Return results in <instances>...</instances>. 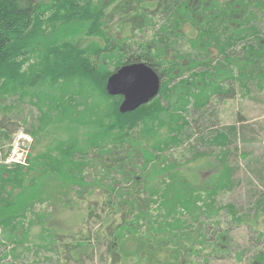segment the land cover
<instances>
[{
	"label": "trees",
	"instance_id": "trees-1",
	"mask_svg": "<svg viewBox=\"0 0 264 264\" xmlns=\"http://www.w3.org/2000/svg\"><path fill=\"white\" fill-rule=\"evenodd\" d=\"M218 1L0 0V107L27 96L39 111L28 129L37 150L27 151L25 163H0V264H13L7 254L14 255L33 222L40 224L43 246L79 250L89 243V220L104 223L106 217L109 264L131 252L134 264L160 263L159 251L164 264H203L208 254L231 251L225 223L208 221L221 211L236 225L246 220L234 204L217 198L234 183L227 135L215 130L208 137L220 147L214 155L219 166L203 180H191L184 161L166 155L186 140L189 117L203 116L211 99L231 96L237 87L243 93L250 79L264 76V25L258 27L264 0ZM149 8L159 17L145 22L148 39L117 35ZM185 22L195 33L181 50ZM167 49L172 58L165 57ZM134 61L158 72L159 90L120 111L122 95L109 94L105 81ZM69 190L85 206L77 230L38 208ZM254 205L264 208V193ZM129 238L137 242L131 251ZM32 245L24 251L36 254ZM242 252L233 254L240 259ZM248 264H264V249Z\"/></svg>",
	"mask_w": 264,
	"mask_h": 264
},
{
	"label": "rangeland",
	"instance_id": "rangeland-1",
	"mask_svg": "<svg viewBox=\"0 0 264 264\" xmlns=\"http://www.w3.org/2000/svg\"><path fill=\"white\" fill-rule=\"evenodd\" d=\"M145 12L148 13L147 16L141 13L134 16L130 22L124 23L117 35L125 36L132 41L148 39L151 30L145 22H153L154 17H159V14L153 16L152 8ZM152 16L153 18H151ZM116 18L117 16H114L113 19ZM263 25L264 20L258 22L260 29ZM182 31L183 34L179 37L180 49L185 50L188 48L185 39L187 36L194 35L195 30L188 22H185L182 25ZM244 39L248 40L249 38L246 36ZM133 47L137 46L133 44ZM239 49L240 47L236 45V50ZM210 50V54L217 57L216 48L210 47ZM164 55L172 58L173 52L167 49ZM262 70L264 75V68ZM258 80L256 82V79H250L247 83L249 90H245L243 93H241L242 89L237 87V93H233L231 96L222 95L211 99L208 106L210 110L206 111L203 116L189 117L190 126L185 131L188 132L186 140L181 146L171 148L166 154L168 160L173 159L182 165H184L182 163L184 161L185 166L191 170L186 173V176L191 180H203L212 175V171L219 166L215 165L218 162L214 155L220 147L208 140V137L215 130H222L227 135L226 144L229 152L226 155V160L232 166L231 177L234 183L229 189L220 192L217 198L220 203L234 204L240 212L246 215V220L236 225L224 211L209 217L208 221L215 219L223 226L225 223L231 236L232 245L229 252L208 254L206 256L208 261L203 264H248L250 256L256 249H264V208L254 209L256 199L264 193V76ZM12 102L14 104L7 107L6 110L0 107V138L2 137L0 139V163L13 161L8 158L11 155L17 162L25 157L27 151L33 154L38 148L28 132L30 126L37 123L38 109L29 102L27 96L23 99L13 98ZM211 150L213 152H210ZM199 152L203 153V156L197 157ZM4 153H6L5 156ZM67 195L58 193L52 201L38 208L42 212L44 209L48 210L50 218L63 220L67 225L66 229L77 230L81 225L85 206L76 200L73 190H69ZM35 206L37 207V205ZM107 221V217L103 221L104 223L99 220H89V243H85L79 250L59 248L56 242H52L51 247L43 246L45 241L41 242L38 238L40 224L33 222L28 225L29 231L26 239L18 242L14 255L7 254L6 259L11 260L13 264H109V257L106 254ZM54 222L57 221L54 220ZM52 226L55 228L56 225ZM20 230L21 228L18 227L16 234L19 235ZM36 243H40L38 247H36ZM30 244L37 248L36 254L34 251H24V245L29 246ZM126 246L128 251L134 250L137 242L133 238H129L126 241ZM7 247L6 249H8ZM238 248L243 249L240 259H237L233 254V251ZM21 250L23 254H20ZM17 252L19 254L16 255ZM157 258L160 263L155 264H164L162 260L166 258L165 254L159 251ZM169 259H173L171 255H169ZM180 259L183 260V258ZM120 260L121 262L117 264L136 263V257L132 252L126 256L122 254ZM198 260L200 263L201 258L198 257ZM195 261H197V257Z\"/></svg>",
	"mask_w": 264,
	"mask_h": 264
},
{
	"label": "water",
	"instance_id": "water-1",
	"mask_svg": "<svg viewBox=\"0 0 264 264\" xmlns=\"http://www.w3.org/2000/svg\"><path fill=\"white\" fill-rule=\"evenodd\" d=\"M160 86L158 72L144 61L124 63L105 81L109 94H120V111H129L157 94Z\"/></svg>",
	"mask_w": 264,
	"mask_h": 264
},
{
	"label": "built area",
	"instance_id": "built-area-1",
	"mask_svg": "<svg viewBox=\"0 0 264 264\" xmlns=\"http://www.w3.org/2000/svg\"><path fill=\"white\" fill-rule=\"evenodd\" d=\"M8 158H9L10 160L15 161V160L13 159V155L9 156ZM18 161L21 162V163H25V157H23L22 159H19Z\"/></svg>",
	"mask_w": 264,
	"mask_h": 264
}]
</instances>
